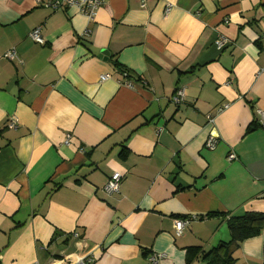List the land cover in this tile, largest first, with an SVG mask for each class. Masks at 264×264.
<instances>
[{
  "label": "crops",
  "instance_id": "1",
  "mask_svg": "<svg viewBox=\"0 0 264 264\" xmlns=\"http://www.w3.org/2000/svg\"><path fill=\"white\" fill-rule=\"evenodd\" d=\"M257 111L264 0H105L93 21L0 0V264H147L156 253L185 264L186 248L228 241L226 219L208 214L264 213ZM114 173L119 192L108 195ZM178 219L190 222L179 236ZM263 242H242L235 264H263Z\"/></svg>",
  "mask_w": 264,
  "mask_h": 264
},
{
  "label": "built area",
  "instance_id": "2",
  "mask_svg": "<svg viewBox=\"0 0 264 264\" xmlns=\"http://www.w3.org/2000/svg\"><path fill=\"white\" fill-rule=\"evenodd\" d=\"M105 0H45L39 2L43 4L45 7L50 8L52 10H59L63 6L75 8L80 14H82L84 17H86L89 21H93L96 11L100 8V6L104 3ZM139 4V7L144 9L146 7V4L149 0H136ZM172 8L171 4H167L164 13H168ZM89 31H85V34H88ZM29 38L38 44H44V40L42 36L40 35V29L35 28L33 29L30 34ZM228 44V40L225 37L219 36L215 41L214 45L218 50L223 49L226 45ZM3 57L5 59H8L10 61H17L20 63V60L18 59V55L14 50H8L7 52L4 53ZM123 76L126 78V75L123 74ZM110 78V75L104 74L100 76V81H105ZM123 85L126 87H132V83L128 79H124L122 82ZM173 101L175 104H180L184 100V92L183 90L179 89L175 91L173 95ZM257 113L260 115L261 123L264 124V115L260 111H257ZM207 123L209 125L213 124V117L209 116L206 117ZM16 126L15 120H11L8 123V127L14 128ZM70 142V136L68 135L66 137V140L64 144H68ZM217 144L216 138L210 136L205 142V148L207 150H213ZM236 157L233 153H230L227 156V160L233 161L235 160ZM122 179V175L119 173H114L111 175V177L107 180L105 186H104V191L108 195H113L119 192L120 188V182ZM190 222L188 220H176L174 222V230L177 236L182 234L183 229L189 224ZM166 259L165 254L161 253H156V254H151L147 258V264H161L164 260ZM74 264H93V260L91 258H86V259H80L76 261Z\"/></svg>",
  "mask_w": 264,
  "mask_h": 264
},
{
  "label": "trees",
  "instance_id": "3",
  "mask_svg": "<svg viewBox=\"0 0 264 264\" xmlns=\"http://www.w3.org/2000/svg\"><path fill=\"white\" fill-rule=\"evenodd\" d=\"M114 68L123 71V67L117 62H113ZM126 70V69H125ZM125 74V72H122ZM127 77V75H126ZM128 78V77H127ZM173 98V97H172ZM171 98V102L174 103ZM175 104V103H174ZM181 104V103H180ZM178 105V104H177ZM258 128V124L252 122L246 129V133H251ZM208 216L221 217L226 219L227 229L230 239L226 242L220 241L207 251H202L198 246H191L185 249V264H190L196 259H200L203 264H235L232 257L234 249L251 238L264 237V213L247 212L240 216H228L227 214H208ZM263 264H264V242H263Z\"/></svg>",
  "mask_w": 264,
  "mask_h": 264
},
{
  "label": "water",
  "instance_id": "4",
  "mask_svg": "<svg viewBox=\"0 0 264 264\" xmlns=\"http://www.w3.org/2000/svg\"><path fill=\"white\" fill-rule=\"evenodd\" d=\"M100 56H106V53L104 51H101Z\"/></svg>",
  "mask_w": 264,
  "mask_h": 264
}]
</instances>
